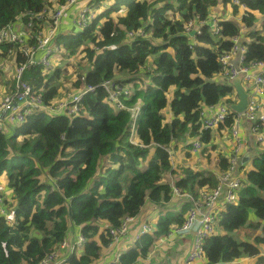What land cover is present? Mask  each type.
Wrapping results in <instances>:
<instances>
[{
    "label": "trees",
    "instance_id": "trees-1",
    "mask_svg": "<svg viewBox=\"0 0 264 264\" xmlns=\"http://www.w3.org/2000/svg\"><path fill=\"white\" fill-rule=\"evenodd\" d=\"M52 1L60 6L66 2L0 0V29L22 13L43 12ZM244 3L248 12L240 16L232 0H95L98 17L90 26L83 31L72 28L56 39L63 54L56 70L48 75L39 68L26 72L34 90L42 92L48 104L61 100L59 87L72 77L63 66L64 56H84L88 71L71 80L73 88L115 79L130 89L127 106L143 107L136 144L130 141V115L111 107L102 90L84 99L76 118L37 113L15 131L0 133V183L5 175L16 222L10 227L0 218V264H39L73 227H81L89 241L84 253L72 256L68 264H98L111 241L109 228L120 226L125 217L139 216L148 205L157 216L156 230L134 243L119 263L138 264L159 239L185 224L189 201L178 200V212L170 207L175 199L167 149L182 147L189 159L190 140L212 146L218 131L230 133L234 115L218 131H205L200 109L224 100L234 103L229 99L234 88L216 76L220 58L232 49L231 39L244 28L249 30L247 63L264 62V34L257 26L258 17H264V0ZM229 4L241 23L220 16V35L204 27L193 46L186 23L196 16L208 19L220 6L226 12ZM141 31L145 36L128 39V32ZM215 161L227 171V157L219 155ZM173 175L175 186L195 197L218 184L205 167L199 171L179 166ZM218 225V235L204 244L205 264H234L244 258L264 264L263 145H257L245 172L238 203L226 207ZM244 231L247 238L238 242L234 235Z\"/></svg>",
    "mask_w": 264,
    "mask_h": 264
},
{
    "label": "built area",
    "instance_id": "built-area-1",
    "mask_svg": "<svg viewBox=\"0 0 264 264\" xmlns=\"http://www.w3.org/2000/svg\"><path fill=\"white\" fill-rule=\"evenodd\" d=\"M95 0H66L63 6L52 1L53 6L47 7L41 13L25 12L16 22L8 24L0 29V59H11L14 65V86L12 90L0 98V133L8 130L15 131L28 119L37 113H46L49 116H67L76 118L84 99L97 91L102 90L106 95L107 103L118 111H125L131 117L132 135L130 141L133 144L134 135L137 132V124L142 115L143 107L137 105L128 107L127 102L133 93L130 89L120 84L118 80H106L96 86H85L78 90L69 91L61 100H55L48 104L42 92H36L26 72L29 68L40 69L43 75H48L56 70L62 59V49L56 39L60 35H66L73 28L83 31L98 17V11L94 9ZM247 0H232L244 11L248 8L244 3ZM208 19L196 16L185 25V34L193 39L196 45V37L202 35L203 28L208 27L213 36L221 33L219 26L220 15L213 12ZM227 19V18H226ZM66 27V28H63ZM258 26V25H257ZM63 29H65L63 31ZM245 29V28H244ZM259 30V29H258ZM194 33L191 37L190 34ZM247 33V32H246ZM243 30L240 35L231 39L232 49L220 58L221 72L216 76L218 82L230 83L240 79L243 89L248 94V106L240 114H234L232 105L239 101L236 90L229 97L234 103L226 100L216 106L202 105L200 109V121L205 131H218L230 115H234L230 133H223L222 138H227L228 169L221 171L218 166L211 172L217 179V187L214 189H202L197 197L191 193H183L175 186L173 172L178 170L180 164L176 150L167 149L171 157L172 171L169 175V183L173 188L174 201L186 199L190 205L186 215L185 224L182 227H174L166 236L162 237L157 246L165 245L175 239H192V245L183 264H205L204 244L221 230L218 223L220 214L228 205H235L239 200V192L243 185L245 172L249 168L250 161L244 162L246 151L257 149V145L264 146V62L247 63L248 48L245 45L249 40ZM145 36V32H128V39L137 35ZM6 50V55H5ZM98 49H96L97 51ZM18 57L23 59L20 64ZM3 70V68H1ZM214 140V139H213ZM191 157L188 163L195 160L203 161L200 156L210 145H204L202 141L190 140L186 143ZM185 147V146H184ZM182 149V147H181ZM185 153V149L183 150ZM192 168L193 165H186ZM0 218L4 219L10 227L15 226L14 209L8 196L0 192ZM145 212L137 217H125L120 226L110 227L108 237L111 239L109 246L104 249L107 254L105 264H119L122 256L120 246L124 241H132L133 245L144 236L154 234L156 226H152L145 220ZM136 226L138 227L137 230ZM88 239L83 235L81 227H73L59 247L48 254L39 264H68L69 259L84 253ZM102 261V260H101ZM100 264V262L98 263Z\"/></svg>",
    "mask_w": 264,
    "mask_h": 264
},
{
    "label": "rangeland",
    "instance_id": "rangeland-1",
    "mask_svg": "<svg viewBox=\"0 0 264 264\" xmlns=\"http://www.w3.org/2000/svg\"><path fill=\"white\" fill-rule=\"evenodd\" d=\"M219 8L218 7L216 8L218 10V13L216 15H220V16L225 15L226 12L220 11L221 9H219ZM231 10H232V6L230 4L227 5L226 6V11L229 12ZM234 21L237 22V23H240L237 17L234 18ZM258 28H259V31L264 34V25L262 24V19L259 20ZM64 60H65V62H63L64 63L63 66H67V69H68L70 75H72L71 80H74V78L77 79V77H79L82 73L88 71L89 65L86 64V62L84 61V56H82V55L79 56V57H74V58H72L70 60H68L67 57L64 56ZM1 68H3V70H1ZM71 80H68L67 82H62L61 83L62 86L59 87V90H60V93L62 94V97L66 96L67 92L76 90V88L75 89L73 88ZM13 85H14V65H13V61L11 59H0V98L3 95L8 94L11 91V90L9 91V89ZM172 92H173V90L170 93L171 95H172ZM217 133L218 134L214 138L213 145L208 147V148H206L204 151H202L203 153L201 154L200 158L203 161H198L197 162L195 160V162H193V163H188L186 156H184L183 159L181 160L180 164L178 165V169H179V166H185L186 167V165L192 164L193 165V169H195V170L203 171V169L205 167L209 172H212L217 167V162L215 161V157L216 156L218 157L219 155H222V153H227V150H228V143H226V142L223 143L221 141V137L220 136L223 134L222 130L220 132L221 134H219V131ZM172 150H174V148H172ZM183 153H184V151H183ZM207 158H209V160H207ZM181 168H180V172H181ZM5 178H6L5 175H3L2 178H1L0 192L6 194L8 196V198H9V200H10L11 192H10L9 188L7 187ZM47 179H48L47 177L46 178L43 177L42 181L43 182L45 180L47 181ZM174 202H175V205L174 206H170V207H173V208L177 209V212H178V209H180V203H179L178 200L174 201ZM146 213H148L147 216L150 215V218L148 219L149 223H151L152 226H155L156 220L152 219L151 216H153V218H154V215H156V213L151 211L149 209V207L145 209V214ZM145 220H147V218H145ZM136 229L140 230V229H138L137 226H136ZM245 234L246 233L244 231L243 234L240 233V234H238V236L237 235H234V236H235L236 240L238 242H240L241 240H244V238H247V236H245ZM132 245H133L132 241H124L121 244V246H120V251L122 253H125L126 251L129 250V248ZM169 250H171V249H168V250H165V251L161 252L159 258L166 257V255L170 254ZM105 258L106 257L103 256L101 260H105ZM146 260L147 259H144V260L140 261L138 264H147ZM162 261H164V260L159 261V259H158V262H159L158 264H160ZM251 263L252 262H247L246 264H251ZM176 264H179V263L177 262Z\"/></svg>",
    "mask_w": 264,
    "mask_h": 264
},
{
    "label": "crops",
    "instance_id": "crops-1",
    "mask_svg": "<svg viewBox=\"0 0 264 264\" xmlns=\"http://www.w3.org/2000/svg\"><path fill=\"white\" fill-rule=\"evenodd\" d=\"M220 9H221V11H224V8L222 6H220ZM243 13H244V11L242 9H240V16H242ZM212 14H214V13H212ZM215 14H217V13L215 12ZM224 16H225V19L226 18L227 19H234L235 18L234 15H233V11L232 10L229 11V12L226 11V14ZM236 17L238 18L239 22L241 23V18L239 16H236ZM260 19H262V24L264 25V17H262V16L258 17V24L257 25H259V20ZM63 28H66V27L63 26ZM64 30L65 29H63V31ZM248 31L249 30L243 29V33L244 34L246 32H248ZM12 87L9 89V91L12 90ZM171 98H172V96H171ZM220 137H221V141L223 143L228 140L227 138H222V136H220ZM230 149H231V147L228 148L227 153H222V154L227 156ZM183 150L184 149L183 148L180 149V147H178V150H176V153L178 155V158H179L180 162H181V160L183 159L184 156H187V153H185V152L183 153ZM255 150H256L255 147L251 148V145H250L249 151L246 152V149H245V152H246L245 155L249 157V161L252 160V157H253V154H254ZM148 207L149 206L147 205L145 207V209L148 208ZM145 209H143V212H145ZM145 215H146V218L148 220L150 218V215L147 216L148 213H146ZM151 218L155 219V220L157 219L155 216H154V218H153V216H151ZM160 240L161 239H159L158 241L160 242ZM191 245H192V239L191 238L184 239V240L183 239H181V240L175 239L172 242H169V243H167L165 245L163 244L160 247H157L155 250H152L151 253L149 254V256L146 258L147 259L146 262H147V264H158L159 263L158 259H159V261L164 260L160 264H176L177 262L179 264H183L184 261H185V258H186V254L188 253V251L191 248ZM168 249H171V250H169L170 254L166 255V257L159 258L160 253L165 251V250H168ZM106 254H107V252L104 250L103 256H105ZM105 260H102L100 262V264H105ZM247 262H252L251 264H255L256 261H255V259L244 258L241 261H237V263H234V264H246Z\"/></svg>",
    "mask_w": 264,
    "mask_h": 264
},
{
    "label": "water",
    "instance_id": "water-1",
    "mask_svg": "<svg viewBox=\"0 0 264 264\" xmlns=\"http://www.w3.org/2000/svg\"><path fill=\"white\" fill-rule=\"evenodd\" d=\"M191 37L194 36V33L190 34ZM231 86L236 90L238 95V103L236 105L231 106V110L234 114H240L244 112L248 106V94L242 87V82L240 79H235L231 82ZM249 157L247 156L244 159V162H248Z\"/></svg>",
    "mask_w": 264,
    "mask_h": 264
}]
</instances>
